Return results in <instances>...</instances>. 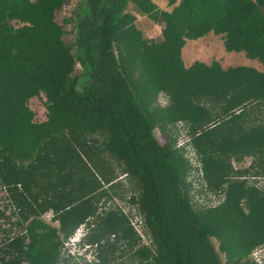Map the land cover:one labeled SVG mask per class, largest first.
I'll list each match as a JSON object with an SVG mask.
<instances>
[{
	"label": "trees",
	"instance_id": "obj_1",
	"mask_svg": "<svg viewBox=\"0 0 264 264\" xmlns=\"http://www.w3.org/2000/svg\"><path fill=\"white\" fill-rule=\"evenodd\" d=\"M67 1L0 0V187L16 217L0 264H79L63 248L81 226L82 244L95 249L86 264H224L213 239L227 264H255L243 260L264 245V73L219 61L187 68L182 49L213 32L230 55L264 64V0H179L171 12L151 0H84L74 47L55 20ZM130 2L164 23L161 40L129 27ZM114 42L131 49L139 74L120 67ZM160 92L170 104L155 117L147 100ZM42 94L47 118L38 123L29 102ZM178 123L205 192L221 196L209 208L193 207L186 149L157 140L156 127L173 138ZM246 158L251 165L236 169L233 160ZM114 163L138 186L151 246L122 211H101Z\"/></svg>",
	"mask_w": 264,
	"mask_h": 264
},
{
	"label": "rangeland",
	"instance_id": "obj_2",
	"mask_svg": "<svg viewBox=\"0 0 264 264\" xmlns=\"http://www.w3.org/2000/svg\"><path fill=\"white\" fill-rule=\"evenodd\" d=\"M33 2L37 0H32ZM84 2V0H70L68 3L65 4L62 10L56 12V22L63 26L64 28V39L65 41L73 46L74 45V34H75V11L77 5L80 2ZM175 0H157L159 8L161 10L171 12L174 7L179 3V0H176V4H173ZM134 3V2H132ZM132 8H128L127 12L131 15L130 18L133 20L129 21L128 24L130 26H134L140 33L141 38L143 41H159L161 40V32L164 28V23H158L147 17L146 14L141 12L136 4L130 5ZM162 6V7H161ZM68 21V22H67ZM64 22H67L64 24ZM12 24L18 28L17 21H13ZM127 47V46H126ZM188 49V53L192 56L189 59V67L192 66L195 62L201 61L206 63H211L213 61H221L222 65L227 68L229 66H251L256 68L264 73V64L261 63L259 60H252L245 57L243 54H233L230 55L226 49L224 44V39L222 36H218L213 32L196 40H187L184 46ZM117 54L119 57V64L120 67L124 65L125 68H130L132 74L135 73L139 74L140 67H137L134 62V55H132L131 49L127 47V50L123 45L117 43ZM130 60V61H129ZM133 67H137L135 70ZM76 70H79L76 68ZM147 107L149 113L152 116H155L157 110L159 108L166 107L170 104V97L167 93L162 92L158 93L155 97L149 98L147 100ZM29 108L34 114V121L41 123L46 120L47 118V108H46V98L45 95L42 94L40 97H34L29 102ZM156 117V116H155ZM162 123L158 121L157 127L160 126ZM156 127L155 134L157 135L158 140L162 145H175L179 148L186 149V158L189 160L193 167V171L189 175L188 182L191 184L192 193L191 196L193 198V207L197 210L209 208L212 206V203H216L218 199H221V196L218 193H206L204 188V182L202 179V173L200 171V165L197 160V156L194 150L191 149L189 140L190 138L187 136V131L185 129L184 123H178L176 127H169V133L173 134L174 137L171 138L167 134H164L160 131L159 128ZM233 165L236 169L239 168H247L249 167L252 159L246 158L243 162L237 163L233 160ZM123 168L118 164H113V171L117 172L116 178L120 176ZM121 179V178H120ZM248 182L250 186H262L263 180L261 179H254L251 176H247L244 178ZM120 182V181H119ZM119 182L115 185L114 191L112 192V196L109 198H105L100 208L101 211L105 209H109L111 207H120L124 210L129 218L131 219L132 223L135 225L138 235L141 238V244L151 246V240L149 235L147 234V230L143 223V214L141 216L138 212L139 206L138 204H134L135 207L132 206L131 199L129 200L130 195L123 190L122 186L119 185ZM137 200L139 203V195L137 194ZM7 198L4 189L0 187V240L6 236V232L10 231L13 226L11 222H8V219L13 217L12 221H16V217L13 216V210L8 207ZM44 219L51 225L58 227V223L54 219L52 213H47L44 216ZM14 231V229H13ZM85 231H79L77 237L83 238ZM15 234V233H14ZM11 233V236H14ZM76 239H73L72 242L69 241L68 244H64L65 246V256H72L75 258V261L79 264H86V263H94L95 258V249L94 248H86L82 242H77ZM0 241V242H1ZM213 243L218 250L222 261L224 264H227L226 255L220 251V243L218 240L213 239ZM64 250V248H63ZM62 250V251H63ZM248 261L247 259H244ZM249 263H253L249 261Z\"/></svg>",
	"mask_w": 264,
	"mask_h": 264
},
{
	"label": "clouds",
	"instance_id": "obj_3",
	"mask_svg": "<svg viewBox=\"0 0 264 264\" xmlns=\"http://www.w3.org/2000/svg\"><path fill=\"white\" fill-rule=\"evenodd\" d=\"M70 0H68L67 1V3L69 2ZM82 3V1L77 5V8H76V11H75V16H76V12H77V10H78V8L80 7V4ZM65 6V5H64ZM63 6V7H64ZM63 7H62V9H63ZM62 9H60V10H62ZM60 10H58L57 12H59ZM148 17V16H147ZM55 20H56V14H55ZM58 24V23H57ZM65 24V23H64ZM60 25V24H59ZM60 26H62V25H60ZM162 33V32H161ZM219 36V35H218ZM74 39H75V34H74ZM67 43V42H66ZM68 44V43H67ZM69 45V44H68ZM71 46V45H70ZM72 47H74V45L72 46ZM114 48H115V54H116V57H117V59H118V62H119V57H118V54H117V42H114ZM226 49V48H225ZM183 50V49H182ZM130 61V60H129ZM201 62V61H200ZM219 62H221V61H219ZM120 63V62H119ZM204 63H206V62H204ZM212 63V62H211ZM211 63H207V64H211ZM191 67V66H190ZM189 68V67H188ZM160 93H162V92H160ZM168 106V105H167ZM156 137H157V135H156ZM157 140H158V138H157ZM158 142L160 143V141L158 140ZM189 143H190V140H189ZM161 144V143H160ZM162 145V144H161ZM162 146H164V145H162ZM190 147H191V149L192 150H194V148L191 146V144H190ZM194 152H195V154H196V156H197V160H198V163H199V159H198V155H197V153H196V151L194 150ZM241 162H243V161H241ZM252 162V161H251ZM199 165H200V163H199ZM250 165H251V163H250ZM249 165V166H250ZM200 171H201V167H200ZM202 173V172H201ZM121 178V179H120ZM254 179H256V178H254ZM120 181V182H119ZM119 182V185L120 186H122V188H123V190H125V192H127L129 195H130V197H129V200L131 199V197H132V200H131V203H132V206L133 207H135V205L134 204H138V206H139V208H137L138 209V212H139V214H140V216H141V211H140V204L138 203V200H137V194L139 195V193H138V186H137V184H136V182H134L133 180H132V177L131 176H129L128 174H126L124 171H122L121 173H120V176L118 177V178H116V180L113 182V183H115V185L117 184ZM252 187H258V186H255V185H253ZM115 188V187H114ZM114 191V189L113 190H111L110 191V194H109V196L107 197V198H109V197H111L112 196V192ZM133 198H135V201H133L134 199ZM104 200V199H103ZM111 208H115V209H118V210H120V211H122L123 213H124V215L129 219V221H130V224H131V226L133 227V229L137 232V230H136V227H135V225L132 223V221H131V219L129 218V216H128V214L124 211V210H122L119 206L118 207H111ZM111 208H109V209H111ZM109 209H106V210H109ZM79 231H85V226H81L78 230H77V232L73 235V237L71 238V239H69L66 243H65V245L66 244H68L69 243V241L70 242H72L73 241V239H76V237H77V235H78V232ZM84 234H85V232H84ZM84 234H83V236H84ZM83 236H81V237H83ZM81 238H79V237H77V242H81ZM86 247V246H85ZM86 248H89V247H86ZM64 251H65V248H64ZM95 257H93V259H94ZM248 258H249V260H248ZM245 259H247L248 261L247 262H249V261H251V262H253V263H255V264H264V245H260V246H257L252 252H251V254L249 255V256H247ZM243 261H245V260H243Z\"/></svg>",
	"mask_w": 264,
	"mask_h": 264
},
{
	"label": "crops",
	"instance_id": "obj_4",
	"mask_svg": "<svg viewBox=\"0 0 264 264\" xmlns=\"http://www.w3.org/2000/svg\"><path fill=\"white\" fill-rule=\"evenodd\" d=\"M153 3H157V0H151ZM135 3V2H134ZM134 3H132V2H130L129 3V5H128V7H127V9L128 8H132L130 5H133ZM156 5H158V4H156ZM137 6V5H136ZM159 7V6H158ZM162 7V6H161ZM137 8H138V6H137ZM151 19V18H150ZM154 21V20H153ZM192 56L188 53V49H186L185 47L183 48V50H182V59H183V61H184V65H185V67H189V59L191 58Z\"/></svg>",
	"mask_w": 264,
	"mask_h": 264
}]
</instances>
